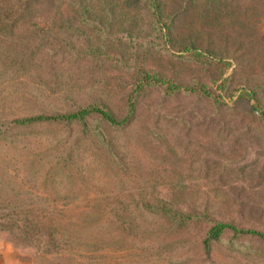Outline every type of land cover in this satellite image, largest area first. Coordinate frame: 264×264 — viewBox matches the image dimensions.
Listing matches in <instances>:
<instances>
[{"label":"rangeland","instance_id":"rangeland-1","mask_svg":"<svg viewBox=\"0 0 264 264\" xmlns=\"http://www.w3.org/2000/svg\"><path fill=\"white\" fill-rule=\"evenodd\" d=\"M161 1L162 22L152 0H38L22 21L0 62V264H264L257 236L204 245L218 221L264 232V0ZM132 103L122 125L13 122Z\"/></svg>","mask_w":264,"mask_h":264},{"label":"trees","instance_id":"trees-1","mask_svg":"<svg viewBox=\"0 0 264 264\" xmlns=\"http://www.w3.org/2000/svg\"><path fill=\"white\" fill-rule=\"evenodd\" d=\"M38 0H0V62L4 64V58L11 57L12 51L14 52L13 46L15 43H18L19 40H23L21 34H19V28L23 27L22 21L28 16L32 14L33 4H36ZM152 11L154 17L157 21L162 22L164 10L162 8L161 0H152L151 3ZM166 28V27H165ZM4 42V43H2ZM1 44H5V47L2 48ZM10 44V45H9ZM8 46L12 49H8ZM188 50V48H187ZM172 89H186L191 91H197V87H184L181 85L173 84L170 86ZM207 87H203L200 91L204 94H209V90H206ZM132 103L130 109L128 111L127 116L120 120L116 118L113 113L105 108L100 106L86 107L79 109L75 112L64 113V114H56V115H44L39 114L36 116H30L25 118L15 119L13 122L20 125H33L38 123H46L53 121H61V120H80L83 119L93 113L100 114L107 122L112 125H122L126 124L131 117L135 114V105ZM255 112H260L258 107L255 105L252 107ZM165 210V209H164ZM177 217V216H176ZM181 223L185 221V217L179 219ZM231 231L234 235H253L264 240V232L252 229V228H244L240 227L232 222L227 221H218L215 222L208 230V236L204 240V245L207 250H210L212 242L219 241L223 234Z\"/></svg>","mask_w":264,"mask_h":264}]
</instances>
